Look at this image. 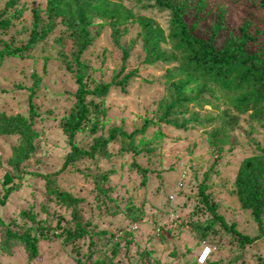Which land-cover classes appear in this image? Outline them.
<instances>
[{
  "label": "rangeland",
  "instance_id": "obj_1",
  "mask_svg": "<svg viewBox=\"0 0 264 264\" xmlns=\"http://www.w3.org/2000/svg\"><path fill=\"white\" fill-rule=\"evenodd\" d=\"M113 1L130 9L136 17L152 20L169 37L172 14L155 0ZM208 1L229 9L228 30L219 35V47L230 32H239L247 18L264 22V10L250 0ZM7 2L0 0L1 10ZM47 2L17 0L8 15L22 11V17L0 32V52L5 44L21 47L28 42L34 13L40 11L47 19ZM214 22L215 17L211 16L197 34L211 35ZM121 29V42L130 49L126 63L122 51L114 45L110 22L95 21L91 29L94 41L83 56L90 67L86 83L90 89L109 83L123 67L125 74L137 71V78L125 91L113 87L107 97L92 100V108L97 106L99 112L92 115L87 127L97 126L96 133L81 132L76 143L88 149L95 137L108 135L113 127L131 133L146 121L151 125L133 141L112 144L111 157L84 159L51 178L52 188L82 200L79 211L83 223L90 227L88 235L74 243L66 240L68 232L75 228L72 209L51 198L47 182L34 175L59 171L71 152L63 124L75 108L78 85L76 67L69 70L63 61L67 57L73 63L69 32L57 20L55 31L29 58H6L0 63V112L9 117L30 118L28 89L37 77L41 79L35 97L39 114L35 119L37 150L18 171L12 162L21 137L0 136V198L10 187H18L6 205L0 206V264H95L97 260L113 264H200L199 257L207 248L212 253L205 264H264V239L241 246L238 239L213 222L199 194L201 186L206 185L207 193L229 224L236 223L244 234H258L251 212L241 208L234 192L243 160L264 149V122L253 121L250 114L243 115L232 133V144L224 147L222 158L216 163L218 153L211 145V136L222 126V113L228 107L221 91L216 88L213 95L205 94L201 106H189L199 120L187 129L162 122L161 105L170 101L167 74L178 63L146 62L140 24L132 20ZM162 49L172 53L173 43L168 41ZM189 116L188 112L186 118ZM183 118L177 114L172 120L182 122ZM144 149L151 152L134 155V151ZM134 162L152 171L143 187V177L134 170ZM6 227L18 234L39 237V257L30 261L20 243L7 253Z\"/></svg>",
  "mask_w": 264,
  "mask_h": 264
},
{
  "label": "trees",
  "instance_id": "obj_2",
  "mask_svg": "<svg viewBox=\"0 0 264 264\" xmlns=\"http://www.w3.org/2000/svg\"><path fill=\"white\" fill-rule=\"evenodd\" d=\"M250 1L264 10V0ZM155 2L172 14L169 37L162 27L152 20L136 17L130 9L113 0H48L47 19L41 16L40 11L34 13L33 29L28 42L21 47L5 44L0 52V63L6 58H29L34 49L55 31L57 20H61L66 27L68 37L73 43V63H70L67 57L63 58L69 70H72L73 66L76 67L78 85L75 108L63 124L71 152L59 171L47 175L34 174L47 182V192L51 198L73 211L75 228L68 232L66 237L68 243L84 239L88 235L90 225L83 223L79 211L82 200L59 188H52L51 178L64 174L71 166L84 159L111 157L112 144L120 140L133 141L143 136L151 125L150 121H146L142 127L131 133L122 127H113L108 135L95 137L88 149H82L77 145L76 138L79 133L84 131H89L92 135L96 133L97 126L87 127L92 115L99 112L97 106L92 108V100L107 97L113 87H120L125 91L127 85L137 78V71L125 74L126 69L123 67L111 82L101 83L93 89L88 87L86 77L90 67L83 61V56L94 41L91 29L96 20L110 22L113 42L115 47L122 51L123 63L130 58V49L121 42L124 34L121 28L132 20H136L142 28L144 49L147 52L146 62L178 63V67L167 74L170 101L165 100L161 105L162 122L178 129H187L189 124L199 120L196 113H191L189 106L192 104L195 107L201 106L200 102L205 94L213 95L216 88L221 91L228 107L222 113V126L213 131L211 136V145L218 153L216 163L221 160L224 147L232 144V133L240 124L243 115L250 114L253 121L264 122V22L256 23L254 19L247 18L240 26L239 32H230L224 45L219 47L217 46L219 35L228 30L227 7L216 6L208 0H155ZM16 3L17 0H8L4 10L0 9V32L11 28L13 22L22 17V11L8 15ZM211 16L215 17L211 35H198L197 31L201 24L207 22ZM168 41L173 43L172 53L162 49ZM40 84L41 79L37 77L34 86L28 89L30 118L20 115L9 117L0 112V136L18 135L22 139L21 146L14 151L12 162L14 170L17 171L19 166L30 159L37 150L35 141L38 133L35 130V119L39 114L35 97ZM89 99L91 101H88ZM188 112L190 116L186 118ZM177 114L184 116L182 122L172 120ZM143 151L151 152L150 149H144L134 151V155L138 156ZM133 168L142 175L141 186H145L152 171L137 162L133 163ZM16 190L18 187H10L0 198V206H5L10 195ZM234 193L241 208L251 212L252 219L258 226L256 236L244 234L238 230L236 223L229 224L226 221L225 216L219 212V206L207 193L206 185L203 184L199 192L213 222L245 247L264 239V149L243 160L236 176ZM4 238L7 253L20 243L26 249L30 261L39 257V237L29 233L18 234L6 227ZM95 264L113 263L97 260Z\"/></svg>",
  "mask_w": 264,
  "mask_h": 264
},
{
  "label": "built area",
  "instance_id": "obj_3",
  "mask_svg": "<svg viewBox=\"0 0 264 264\" xmlns=\"http://www.w3.org/2000/svg\"><path fill=\"white\" fill-rule=\"evenodd\" d=\"M211 253H212V249L207 248V250H205L204 253L199 257V263L205 264Z\"/></svg>",
  "mask_w": 264,
  "mask_h": 264
},
{
  "label": "bare ground",
  "instance_id": "obj_4",
  "mask_svg": "<svg viewBox=\"0 0 264 264\" xmlns=\"http://www.w3.org/2000/svg\"><path fill=\"white\" fill-rule=\"evenodd\" d=\"M203 253H204V251H203ZM203 253H202V254H203Z\"/></svg>",
  "mask_w": 264,
  "mask_h": 264
}]
</instances>
